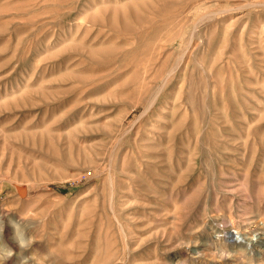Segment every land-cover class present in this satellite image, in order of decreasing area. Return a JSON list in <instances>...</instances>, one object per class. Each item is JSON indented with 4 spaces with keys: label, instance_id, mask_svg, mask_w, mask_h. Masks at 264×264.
<instances>
[{
    "label": "rangeland",
    "instance_id": "obj_1",
    "mask_svg": "<svg viewBox=\"0 0 264 264\" xmlns=\"http://www.w3.org/2000/svg\"><path fill=\"white\" fill-rule=\"evenodd\" d=\"M0 264H264V0H0Z\"/></svg>",
    "mask_w": 264,
    "mask_h": 264
},
{
    "label": "water",
    "instance_id": "obj_2",
    "mask_svg": "<svg viewBox=\"0 0 264 264\" xmlns=\"http://www.w3.org/2000/svg\"><path fill=\"white\" fill-rule=\"evenodd\" d=\"M20 193L22 194V195H24L25 194V188H20Z\"/></svg>",
    "mask_w": 264,
    "mask_h": 264
}]
</instances>
